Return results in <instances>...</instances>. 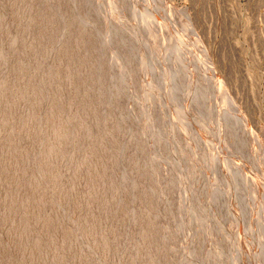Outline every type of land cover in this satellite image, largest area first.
<instances>
[{"label": "rangeland", "instance_id": "rangeland-1", "mask_svg": "<svg viewBox=\"0 0 264 264\" xmlns=\"http://www.w3.org/2000/svg\"><path fill=\"white\" fill-rule=\"evenodd\" d=\"M41 1L44 3L43 0L0 3L4 6L0 13L6 11V20L15 26L18 35L15 44L7 49L9 63L3 65L1 40L6 39L7 32L0 29V264H89L97 257L107 264H177L181 260L178 247L189 240L184 243L180 233L176 237L177 250L169 258L164 243L168 231L151 228L159 205L153 192L147 191L143 197L135 196L130 201L118 197L124 173L132 190L143 183L156 189L165 177L156 162L158 158L140 147L146 144L142 133L129 145L124 143L126 129L135 127L138 120L139 124L142 122L136 106H145L146 88L153 92L149 100L154 104L157 121L162 128L176 131L174 141L178 145L172 142L171 150L174 152L184 143L187 146L190 139L184 154L187 162L189 159L194 162L189 161V171L185 173L196 172L198 182L186 183L185 187L190 189L175 187L173 198L182 203L177 219H184L185 223L193 215L192 228L201 234L199 247L210 252V259L204 256L205 262L198 263L264 264V0H116L122 2L123 8L117 9L116 14L107 10L106 0L87 3L54 0L55 10L64 1L73 3L72 6L66 3L69 10L75 6L73 11L92 8L96 24L94 30L83 33L81 44L79 36L69 29L71 44L53 54L51 31L60 23L52 17L47 21L40 18ZM60 11L62 22L70 25V15L64 7ZM105 25L116 33L112 38L116 44L118 36L119 40L127 39L126 34L134 36L135 40L129 39L128 50L133 71H130L131 90L138 93L137 103L129 95L120 103L119 86L115 82V87L109 76V57L104 62L100 58L107 54L110 45L113 48L110 38L103 42ZM92 32L94 36L97 34L96 39ZM159 36L161 39L157 41ZM138 48L142 51L139 55ZM66 59L81 67L79 62L87 60V66L79 70L76 79L63 80ZM45 67L57 69L59 103L37 84L36 74ZM87 85L91 87L89 91ZM84 88L85 96L81 94ZM108 91L115 96L109 97ZM113 104L119 106L116 111L112 110ZM128 109L134 113L126 115ZM82 111L89 117L88 126L96 125L98 132L97 140L93 137L86 143L85 157L79 154V147L84 144L79 125ZM110 111L120 115L114 116ZM237 115L244 120L240 121ZM217 121L222 130L219 135L215 131ZM153 122H146V128L154 127ZM73 131L77 133L75 137ZM220 134L226 139L222 140ZM155 135V142L163 145V152L168 154L161 135ZM118 154L124 156L126 164L130 161L131 170L129 167L127 172L117 170ZM136 155L140 160L143 158L138 167L141 179L133 180L132 171L138 166ZM188 189L192 190L184 200L182 196ZM185 203L192 207L186 210ZM78 224L91 243V253L78 242L74 230ZM132 227L136 230L129 229ZM130 242L135 243V249L128 247ZM155 242H159L158 250L154 249ZM218 246L223 247L221 253Z\"/></svg>", "mask_w": 264, "mask_h": 264}, {"label": "bare ground", "instance_id": "bare-ground-1", "mask_svg": "<svg viewBox=\"0 0 264 264\" xmlns=\"http://www.w3.org/2000/svg\"><path fill=\"white\" fill-rule=\"evenodd\" d=\"M44 1V3L41 1L40 2V5H41V8H39L38 7V13H39V16H40V18L41 19H43V20H45V21H47L50 17H52L54 20H55V22H58V23H60L59 24V27H57L54 31H51V33L53 32V44H54V49L52 50V52H51V54H53V52L54 51H57L58 49H66V48H68V46L71 44V40H72V38H70L69 37V29H72L73 30V32H72V34H77L78 36H79V38L78 39H80V44H81V42H83L82 41V36H83V33L87 30H94V27H95V18L93 17V15H94V13L92 14V8H82V9H80L79 10V8H78V10L79 11H73L74 9H75V7L74 8H72V10H71V8H70V6H69V8H70V10L68 9V5L66 4V3H69V1H71V0H69V1H66V3H61V7H64L65 8V12L66 13H68L69 15H70V17H71V24L70 25H67V24H65V23H63L62 22V15L61 14H63L60 10H61V7L59 8V10H55L54 9V6H53V8H52V3L54 2V0H43ZM75 1V0H74ZM80 1V0H79ZM86 1V3H87V0H85ZM85 1H82V3L83 2H85ZM105 1V0H104ZM3 2V1H2ZM1 2V0H0V3H2ZM39 3V2H38ZM58 3V2H57ZM72 3V2H71ZM71 3H69V5H71L72 6V4ZM76 3H78V2H76ZM59 4V3H58ZM104 4H107V10L109 9V11H111L112 12V14H116V12H117V9H121L122 8V2L120 1V2H117L116 0H106V3H104ZM2 5V4H1ZM80 5V4H79ZM86 6H88L87 4H85ZM38 6V5H37ZM58 6V5H57ZM60 6V5H59ZM58 6V7H59ZM74 6V5H73ZM106 6V5H105ZM2 7H4V6H2ZM1 6H0V9L2 8ZM85 7V6H84ZM81 8V7H80ZM164 8V7H163ZM57 9V8H56ZM123 9V8H122ZM146 9H147V7H146ZM2 10L4 11V8H2ZM6 10V9H5ZM1 12V11H0ZM147 12V14H148V11H146ZM149 12H151L150 11V9H149ZM102 14V13H101ZM7 15H8V12H7ZM73 15H74V18H73ZM140 15H142L141 14V12H140ZM149 15H150V13H149ZM117 17V16H116ZM147 17H148V15H147ZM27 18V17H26ZM172 18V17H171ZM98 20V19H97ZM100 20V19H99ZM140 20H142L141 19V17H140ZM147 21V20H146ZM10 22V21H9ZM98 22V21H97ZM48 24V23H47ZM57 24V23H56ZM39 25V24H38ZM98 27V26H97ZM101 28H103V27H101ZM108 27H106V25L104 26V34H103V42L104 43H106L105 41H107V37H108V39L110 38V40H112V38L114 39V37H115V35H116V33L114 32V31H109V29H107ZM156 28V27H155ZM0 29H2L3 31L5 30L6 32H7V37H6V39L4 40V38H3V40H1V47H2V45H3V47H2V49H1V54H2V58H3V65H6L7 63H9V60H8V57H7V49H8V46H10V45H13V44H15V42H16V40H17V37H18V35H17V30H16V28H15V26L13 25V24H10V23H8L7 22V20H6V11L5 12H2V14L0 13ZM160 29H161V27H160ZM1 31V30H0ZM47 31V30H46ZM117 31V30H116ZM154 31H155V29H154ZM16 32V33H15ZM32 32V31H31ZM102 32H103V30H102ZM118 32V31H117ZM130 33H131V31H130ZM86 34H87V32H86ZM96 34V33H95ZM154 35H155V33H153ZM2 35V34H1ZM89 35V34H88ZM92 36H94V33L92 32ZM91 36V37H92ZM96 36H97V34L94 36V38L96 39ZM121 36V35H120ZM123 36V35H122ZM119 37V36H118ZM118 37H116L115 39H117L116 40V42H117V44L115 43V42H113L114 40H112V42H110L111 44H112V46H113V48L111 47V45H110V47L112 48L111 49V52H109L110 51V47H108V52H107V54L106 55H104V56H101L100 58H101V60L104 62V58H106V57H109V60H110V70H108L109 71V73H111V75H109V76H111V81H113L114 82V85H115V82H117V84H118V86H119V89H117V90H119V92H118V97H119V100H120V103H121V101L122 102H125V100H126V98H125V96L126 95H129L130 97H133V100L135 99L136 100V103L137 102H139V101H137V100H139L138 99V93H136L134 90H131V88H132V83H131V75H130V71H131V67H132V59H131V57H129V55H130V52H129V50H128V42L130 41L129 39L131 38V40H135L134 39V36L132 35V34H129V36H127V34L126 35H124V37H127V39H122V40H119V38ZM161 36H159V38L157 37L156 38V40L157 41H159L161 38H160ZM121 38V37H120ZM38 39V38H37ZM86 40H87V38H86ZM97 41H98V39H97ZM86 42H88V41H86ZM101 42V41H100ZM96 43V42H95ZM99 43V42H98ZM115 43V44H114ZM142 43V42H141ZM28 44V43H27ZM93 44V43H92ZM107 45V44H106ZM38 46V45H37ZM105 46V45H104ZM107 46H109V45H107ZM115 46V47H114ZM92 47V46H91ZM84 48V47H83ZM93 48V47H92ZM105 48H107V47H105ZM93 50L94 49H91V53L93 52ZM99 50V49H98ZM120 51H123V52H125V53H123L122 54V52L121 53H119ZM96 52H97V50H96ZM106 52V51H105ZM104 52V53H105ZM133 52V51H132ZM140 52H142L141 51V49L140 48H138V55L140 54ZM98 53V52H97ZM44 54V53H43ZM85 55H91L90 53L88 54V52H85L84 53ZM137 54V53H136ZM77 55V54H76ZM99 55V54H98ZM97 55V56H98ZM101 55H103V54H101ZM145 54L143 53V54H141V56H139L140 57V59H142V57L144 56ZM100 56V55H99ZM98 56V57H99ZM88 57V56H87ZM92 57V59L94 58L93 56H91ZM134 57V56H133ZM140 59L138 58V56L136 55V64L137 65H139V62H140ZM87 60L86 59H83L82 61H80L79 63H81L82 64V66L85 68L86 66H87V62H86ZM89 61V60H88ZM94 61V60H93ZM107 61V59L105 60V62ZM22 63V62H21ZM20 63V64H21ZM99 63V62H98ZM108 63V62H107ZM103 64V63H102ZM105 64V63H104ZM135 64V63H134ZM98 66H100V65H98ZM105 66V65H104ZM3 67V66H2ZM83 67H81V66H78L77 64H74L73 62H70V61H68V59H66V71H65V75L63 76V80H67V81H69L70 79H76V77H77V75H78V73H79V70H83ZM108 67V66H107ZM189 67V66H188ZM100 68H103L102 66L100 67ZM108 69V68H107ZM15 70V69H14ZM95 70V69H94ZM102 70V69H101ZM106 70V69H105ZM139 70V69H138ZM19 71V70H18ZM98 71V70H97ZM131 72H133V71H131ZM23 73V72H22ZM105 73H107V72H105ZM190 73V72H189ZM194 73V72H193ZM24 74V73H23ZM208 74V73H207ZM57 75H58V72H57V69L56 68H54V67H45V68H40L39 70H38V72H37V74H36V81H37V84H38V86H39V88L42 90V91H45V92H50L53 96H54V101L55 102H57V103H59L60 102V100H61V98H60V96H59V90H58V83H57V81H56V77H57ZM107 75H108V73H107ZM176 75V74H175ZM144 76V75H143ZM93 77H95V75H92V79H93ZM188 77V76H187ZM208 77V76H207ZM4 78V77H3ZM216 78V77H215ZM39 79V80H38ZM98 79V78H97ZM146 79V78H145ZM193 79H194V77H193ZM213 79V78H212ZM212 79H211V82H212ZM94 80V79H93ZM95 80H96V78H95ZM99 80V79H98ZM103 80V79H102ZM109 80H110V78H109ZM189 80V79H188ZM197 80V79H196ZM218 80V79H217ZM216 80V81H217ZM15 81V80H14ZM39 81H41V82H39ZM108 81V80H107ZM119 81V82H118ZM142 81V80H141ZM191 81V80H190ZM101 82H103V81H101ZM150 82V81H149ZM105 83V82H104ZM189 83V82H188ZM219 83V82H218ZM98 84V83H97ZM112 84V83H111ZM217 83H215V85H216ZM113 85V84H112ZM113 85V86H114ZM189 85V84H188ZM93 86V85H92ZM111 86V85H110ZM117 86V87H118ZM149 86H151V85H149ZM198 86V85H197ZM213 86H214V82H213ZM34 87V86H33ZM70 87V86H69ZM115 87H116V85H115ZM143 87V86H142ZM145 87V86H144ZM190 87V86H189ZM216 87H218V84L216 85ZM91 87H90V85H87L86 86V90L87 91H89V89H90ZM111 88H112V86H111ZM114 88V87H113ZM136 88V87H135ZM193 87H191V89H192ZM219 88H220V86H219ZM115 89V88H114ZM115 89V90H116ZM125 89H128V93L126 94V92H125ZM133 89V88H132ZM196 89V88H195ZM218 89V88H217ZM222 88H220V90H221ZM86 90H85V88H84V90H83V92L81 93L83 96H85V94H86ZM95 90H96V87H95ZM190 90V89H189ZM197 90V89H196ZM97 91V90H96ZM99 91H100V89H99ZM204 91H205V89H204ZM222 91V93H223V89L221 90ZM220 91V92H221ZM32 92V91H31ZM105 92V91H104ZM109 92V93H108ZM107 93V95L110 97V95L112 96V97H114L115 96V94H114V96H113V93L114 92H111V91H108ZM188 92V91H187ZM218 92V91H217ZM144 93V96H143V98H144V100H145V106L144 107H141V105L139 106V104H138V106H139V108L136 106V109L138 110V111H136V112H139V114H140V116H139V118L141 117L142 118V122L139 124V120L136 122V124H139L138 126L136 125V124H134L135 125V127H133V128H128V129H126L128 132H126L127 134H126V137H125V139H124V143H128V145H129V143L130 142H133V140L136 138V136H138L139 135V133H142V140H143V138H145L146 140H144L145 142H143V143H146V144H144V145H141L140 147L142 148V149H144L145 148V150H146V148H147V151H150L151 152V154L152 155H154V158H158V160L156 161L157 162V164L158 165H160V167L159 168H161L162 169V171L164 172V175H165V177L163 176V174H162V176L164 177H162L164 180L163 181H159V182H157L156 183V189H154V188H152L151 186H149V185H147L146 183H143V184H141V185H139V188H136L135 190H132L131 189V187H130V184H131V181H130V179H128V176H125V173H124V176H123V174H122V176L120 177V185H121V190L122 191H120L119 193H118V197H119V199H126L127 198V200L128 201H130V199H133V198H135V196H137L136 198H140V197H143L145 194H146V192L147 191H152L153 193V197L156 199L155 201L157 202H159L157 205V209H155V211H154V213H155V219H154V221L152 222V226H151V228L154 230V231H158L159 229H165L166 231H168V236H167V238H166V241L164 242L165 243V245H166V247H167V256L169 257V258H173V255H174V252H175V249H176V240L178 239V238H176L180 233H181V236L183 237L184 236V240H183V242L185 243V241L187 242V240H189L188 241V244H185L184 246H183V244L182 245H179V247H178V251H179V254L181 255V260L177 263V264H205L204 262V256L206 257V256H209V259H210V252L209 253H207V251H205V248H203V247H199V240H200V238H201V234H200V236H199V233H197V232H195L194 230H193V228H192V222H193V215L187 220V218H186V220L187 221H185V223H183V221H184V219H183V221H182V219H177V215L180 213V211L178 210V207H179V205L180 204H182V203H180V199H178V201L177 200H174V198H175V196H174V198H173V195H176L175 194V192H174V189H175V187H177V188H182L183 189V186L185 187V184L186 183H188V184H190V183H192V181L193 180H195L196 181V172H194V174L193 175H190L191 174V172L189 173H185L189 168H188V166L187 165H189V161L192 163V162H194V161H192L191 159H189V161L187 162V159H186V157H185V154H184V151H187V149H189L187 146L189 145V144H191L190 143V139H188V145L186 146V143H184V142H187V141H183L182 140V142L185 144V146H179V148L177 149H175L174 150V152H173V150H171V149H173L172 148V142L173 143H175V142H177V141H174V137L176 136V131H174V130H171V128H162V126H161V124L157 121V119H156V115H154V104H152L151 103V100H149V98L151 97V94L153 93L152 92V90L150 89V88H146L145 89V91L143 92ZM214 93V92H213ZM45 94V93H44ZM106 94V93H105ZM202 94V93H201ZM219 94V93H218ZM48 95V94H47ZM46 95V96H47ZM65 95V94H64ZM103 95V94H102ZM101 95V96H102ZM197 95V94H196ZM220 95V94H219ZM224 96L226 95V92H224V94H223ZM104 96V95H103ZM193 96H194V94H193ZM221 96V95H220ZM97 98H98V96H96ZM105 97V96H104ZM128 97V96H127ZM129 97V98H130ZM229 97V96H228ZM196 98V97H195ZM227 98V97H226ZM68 99H70V98H68ZM108 99H110V98H108ZM165 99H166V97H165ZM85 100V98H83V101ZM111 100H112V98H111ZM119 100H117V104L118 105H120V103H119ZM226 100V99H225ZM4 101V100H3ZM223 101V100H222ZM227 101V100H226ZM98 102V101H97ZM108 102V101H107ZM106 102V103H107ZM127 102V101H126ZM157 102V101H156ZM229 102H230V100H229ZM100 103V102H99ZM98 103V104H99ZM116 103V102H115ZM162 103V102H161ZM224 103H225V101H224ZM227 103H228V101H227ZM105 104V103H104ZM111 104H112V102H111ZM117 104H113L112 105V110H114V111H116L117 109H118V107L116 106ZM122 104H124V103H122ZM163 104V103H162ZM205 104V103H204ZM107 106V105H106ZM124 106H125V104L123 105V108H124ZM101 107V106H100ZM127 107V106H126ZM156 107V106H155ZM133 108V107H132ZM157 108V107H156ZM165 108V107H164ZM224 108V107H223ZM101 109H103V107L101 108ZM107 109V108H106ZM130 109V108H129ZM128 109V110H129ZM135 109V108H134ZM111 110V109H110ZM111 110V111H112ZM125 110V109H124ZM232 110V109H231ZM240 110V109H239ZM106 111V110H105ZM110 111V112H111ZM120 111V110H119ZM130 111H132V109L131 110H129V111H126V115L130 112ZM222 109L221 110H219V112H220V115H221V113H222ZM241 111V110H240ZM63 112H65V110L64 109H62V113ZM125 112V111H124ZM133 112V111H132ZM131 112V113H132ZM157 112V111H156ZM184 112V111H183ZM218 112V113H219ZM5 113V112H4ZM113 112H111V114H112ZM115 113V115H117L116 114V112H114ZM114 113L112 114V115H114ZM123 113V112H122ZM134 113V112H133ZM70 114V113H69ZM100 114H101V112H100ZM106 114H108L109 115V113H107L106 112ZM160 114V113H159ZM7 115V114H6ZM49 115H50V113H49ZM114 115V116H115ZM120 115V114H119ZM119 115H117V116H119ZM124 115H125V113H124ZM129 115V114H128ZM138 115V114H137ZM137 115H135L136 117H138ZM25 116H27V115H25ZM102 116V115H101ZM106 116V115H105ZM132 117L134 116V115H131ZM163 116V115H162ZM217 116H218V114H217ZM233 116V115H232ZM238 117V119L241 121V119H243V116H241V115H237ZM121 117V116H120ZM120 117H118L119 119H120ZM229 117H231V115L229 116ZM235 117V116H234ZM88 116H87V114L84 112V111H82V116H80L79 117V120H80V123H79V125H80V127H81V131H80V133H82V137H83V142H84V144H81L80 145V153L79 154H81L82 156H84L85 157V155H87L88 153H87V151H88V147L86 146V143H88V142H90V141H92L91 140V138H93V140H97V138H98V132H97V130L94 128V127H96V125H94V126H92V128H90L89 126H88V124H89V121H88ZM124 118V117H123ZM126 118H127V116H126ZM129 118V117H128ZM140 118V119H141ZM165 118V117H164ZM170 118V117H169ZM168 118V119H169ZM217 117H215V119H216ZM218 118H220V117H218ZM227 119H228V117H226ZM97 119V118H96ZM130 119V118H129ZM133 119H134V117H133ZM138 119V118H137ZM171 119V118H170ZM116 120H117V117H116ZM126 120V119H125ZM131 120V119H130ZM150 120H152V122L154 123V127H152V128H146V122H148V121H150ZM218 120V119H217ZM220 120V119H219ZM224 120V119H223ZM223 120H221V121H223ZM244 120V119H243ZM98 121V120H97ZM225 121V120H224ZM126 122H129V120H127ZM98 123V122H97ZM213 123V122H212ZM216 123H218V126H217V129L215 130L216 132H217V135H219V133L222 131L221 130V127L219 126V121H217ZM226 123H227V121H226ZM228 124V123H227ZM78 125V124H77ZM127 125V124H126ZM203 125V124H202ZM225 125V124H224ZM223 125V126H224ZM228 125H230V124H228ZM243 125V124H242ZM73 126V125H72ZM100 126V125H99ZM171 126H172V124H171ZM170 126V127H171ZM246 126V125H245ZM78 127V126H77ZM121 127V126H120ZM175 127H176V125H175ZM235 127V126H234ZM243 127V126H242ZM98 128V127H97ZM225 128H226V130H227V125H225ZM231 129H232V127H230ZM173 129V128H172ZM119 130V129H118ZM181 130V129H180ZM230 130V129H229ZM33 131V130H32ZM123 131H124V128H123ZM122 131V132H123ZM247 131V130H246ZM54 132V131H53ZM119 132V131H118ZM225 133H231L232 131H224ZM235 132V131H234ZM157 133V135H158V133L161 135L160 137L163 139V144L164 145H167L168 146V154H165L164 152H163V145L162 146H160L157 142H155V140L153 139V136L155 135ZM186 133V132H185ZM247 133V132H246ZM77 134V133H76ZM75 131H73V137H75ZM120 134V133H119ZM122 134H124V133H122ZM121 134V135H122ZM188 134V133H187ZM235 134V133H234ZM250 134V133H249ZM25 135V134H24ZM156 136V135H155ZM154 136V137H155ZM184 136H186V134L184 135ZM183 136V137H184ZM220 136H221V134H220ZM226 136V135H225ZM229 136V135H228ZM231 136V135H230ZM139 137V136H138ZM186 137H188V136H186ZM219 137V136H218ZM221 137H223L222 138V140H225L226 139V137H225V139H224V136H221ZM220 137V138H221ZM124 138V137H123ZM159 138V137H158ZM177 138V137H176ZM87 139H90L89 141L87 140ZM120 139H121V137H120ZM161 139V140H162ZM219 139V138H218ZM141 140V139H140ZM159 140V139H158ZM157 140V141H158ZM251 140V139H250ZM100 141V140H99ZM135 141H136V139H135ZM122 141H120L119 143H121ZM142 142V141H141ZM219 142H220V139H219ZM142 143V144H143ZM221 143V142H220ZM123 144V143H122ZM136 144V143H135ZM138 145V144H137ZM178 144H176L175 143V145L174 146H177ZM139 146V145H138ZM137 146V147H138ZM125 147V146H124ZM127 147V146H126ZM121 148V147H120ZM138 149H139V147H138ZM165 149V148H164ZM241 149V148H240ZM119 150V149H118ZM132 150V149H131ZM244 150V149H243ZM125 151V150H124ZM130 150H128L127 152H129ZM134 151H135V149H134ZM120 152V151H119ZM138 152V151H137ZM143 152V151H142ZM171 152V153H170ZM220 152H221V150H220ZM133 153V152H132ZM131 153V154H132ZM121 155H122V153H120ZM120 154H118V156L120 155ZM133 154H136V151H135V153H133ZM132 154V155H133ZM138 155V154H137ZM136 155V157L137 158H135V162L138 164V166H136L135 165V167H134V171H132V174H131V176L134 178L133 180H135L136 178H139V179H141V176H140V173H141V171H139V166H140V163H141V160L143 161V158L141 157V160H140V156H137ZM81 156V157H82ZM156 156V157H155ZM187 156V155H186ZM149 157H151V156H149ZM82 159H83V157H82ZM110 159V158H109ZM124 159V156H119L118 158H116V165H118V168H117V170L119 171L120 170V172H127V170H128V167H129V169L131 170V164L129 163V162H127V164H126V161H125V159ZM130 159V158H129ZM150 160V159H149ZM153 160H155V159H153ZM132 161V160H131ZM145 161V160H144ZM159 162V163H158ZM143 163V162H142ZM154 163V162H153ZM144 164V163H143ZM147 164V163H146ZM146 164H145V166H146ZM156 164V163H155ZM253 164V163H252ZM158 165H156V166H158ZM191 166H192V164H190ZM196 165V164H195ZM226 165V164H225ZM1 166V165H0ZM155 166V165H154ZM153 166V167H154ZM255 166V165H254ZM150 167V166H149ZM190 167V166H189ZM224 167V166H223ZM158 168V169H159ZM225 168V167H224ZM133 169V168H132ZM154 169V168H153ZM226 169V168H225ZM129 170V171H130ZM149 170V169H148ZM160 170V169H159ZM229 170V169H228ZM128 171V172H129ZM161 171V170H160ZM189 171V170H188ZM190 171H191V168H190ZM153 172V171H152ZM158 172V171H157ZM224 172V171H223ZM227 172V171H226ZM68 174V173H67ZM129 175H130V173H128ZM127 173H126V175H128ZM161 174V173H160ZM188 174V175H187ZM229 175V174H228ZM130 176V177H131ZM140 176V177H139ZM0 178H1V170H0ZM143 178V177H142ZM161 178V179H162ZM199 178V177H198ZM248 178V177H247ZM146 180V179H145ZM137 181V180H136ZM133 182V181H132ZM135 182V181H134ZM146 182V181H145ZM196 182H198V179H197V181ZM229 182V181H228ZM136 183V182H135ZM134 183V184H135ZM195 184H197V183H195ZM257 184H258V182H257ZM133 185V184H132ZM133 186H135V185H133ZM194 186H196V185H194ZM187 187V186H186ZM186 187L184 188V189H186ZM187 188H189L190 189V187H187ZM188 189V190H189ZM193 189H194V187H193ZM196 189V188H195ZM194 189V190H195ZM192 190V189H191ZM191 190H189V192L188 191H186L187 192V194H185L184 195V193H183V195L184 196H182L183 197V199L184 198H186L187 199V195L190 193V191ZM254 190V189H253ZM256 190V189H255ZM112 191V190H111ZM182 191V190H181ZM184 191V192H185ZM113 192V191H112ZM194 194H195V192H194ZM257 196V195H256ZM118 197H117V201H119L118 200ZM179 197V196H178ZM210 197V196H209ZM191 198V197H190ZM211 198V197H210ZM176 199V198H175ZM4 200V199H3ZM134 200V199H133ZM185 200V199H184ZM223 200V199H222ZM225 200V199H224ZM85 204V203H84ZM120 204H122V203H120ZM117 205H119V204H117ZM192 207V206H191ZM190 207V205L188 204V203H185V209L187 210V209H190L191 208ZM195 208V207H194ZM193 208V209H194ZM195 210V209H194ZM65 212H66V210H65ZM134 212V211H133ZM149 212V211H148ZM195 212V211H194ZM154 213H153V215H154ZM219 213V212H218ZM130 214H131V212H130ZM182 214V213H181ZM133 215H134V213H133ZM149 215H151V214H149ZM152 215V216H153ZM157 215V216H156ZM184 216V215H183ZM178 217H179V215H178ZM189 217V216H188ZM87 218V217H86ZM136 218V217H135ZM217 219V218H216ZM2 221V220H1ZM38 221V220H37ZM231 222H232V220H230ZM91 222V221H90ZM11 223V222H10ZM127 224V223H126ZM185 224V225H184ZM131 225V224H130ZM81 226L82 225H74V230H76V232H77V234H78V237H77V239H78V242H79V244H80V246L83 248V249H85V250H88V251H90V253L93 251L92 250V247H91V243L89 242V240L85 237V235L83 234V232H82V229H81ZM186 227V228H185ZM126 229V228H125ZM130 230H132V231H135L136 229L135 228H129ZM134 229V230H133ZM94 230V229H93ZM127 230V229H126ZM142 231V230H141ZM163 231V230H162ZM119 238V237H118ZM164 238V237H163ZM158 239V238H157ZM165 239V238H164ZM76 241V240H75ZM5 242V241H4ZM122 243H123V241H122ZM137 243V242H136ZM181 243H182V241H181ZM221 243V242H220ZM222 244V243H221ZM237 244V243H236ZM104 245V244H103ZM123 245V244H122ZM124 245H125V242H124ZM139 245V244H138ZM160 245H159V242H155L154 243V249L155 250H158V247H159ZM128 247H131L132 249H135L136 248V245H135V243L134 242H130V244L128 245ZM151 247V246H150ZM237 247V246H236ZM123 249H124V247H122ZM218 248H219V246H218ZM217 248V249H218ZM223 248V247H222ZM222 248H219L218 250V252H222L221 250H222ZM221 249V250H220ZM177 250V249H176ZM208 250L210 251V248H208ZM134 251V250H133ZM259 251V250H258ZM255 252V251H254ZM176 253H177V251H176ZM154 254V253H153ZM206 254V255H205ZM209 254V255H208ZM156 256V255H155ZM254 256V255H253ZM252 256V257H253ZM257 256V255H256ZM255 256V257H256ZM259 256V255H258ZM96 257V256H95ZM177 257V256H176ZM154 258V257H153ZM204 258V259H203ZM212 258H213V256H212ZM134 259V258H133ZM255 259V258H254ZM258 259V258H257ZM140 260V259H139ZM146 260V259H145ZM157 260V259H156ZM199 260H202V261H204V262H200V263H198V261ZM252 260V259H251ZM137 261V260H136ZM260 261V260H259ZM258 262V261H257ZM72 263V262H71ZM121 263V262H120ZM137 263V262H136ZM173 263V262H172ZM73 264V263H72ZM89 264H107V262L104 260V259H102L101 257H97L92 263H89ZM145 264H146V262H145ZM254 264V263H253Z\"/></svg>", "mask_w": 264, "mask_h": 264}]
</instances>
